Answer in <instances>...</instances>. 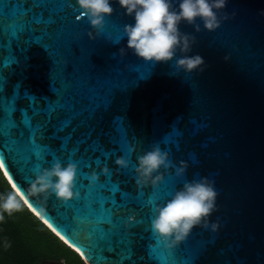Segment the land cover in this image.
Returning <instances> with one entry per match:
<instances>
[{
  "label": "water",
  "instance_id": "95a60500",
  "mask_svg": "<svg viewBox=\"0 0 264 264\" xmlns=\"http://www.w3.org/2000/svg\"><path fill=\"white\" fill-rule=\"evenodd\" d=\"M12 2L0 0V29L17 11L9 7L6 18L5 5ZM36 2L58 11L54 6L61 0ZM63 3L70 6L69 19L51 42L54 61L45 49L48 44L44 48L25 42L31 44L23 45L19 51L21 63L6 74L7 83L0 95H13L19 85L22 93L44 106L54 101L57 94L58 99L55 105L49 104V110L61 102L67 103L71 97L77 104V120L65 131H59L58 121L53 120L45 141L51 145V152L44 160L17 162L0 150V169L11 187L25 196L28 209L55 236L60 239L45 220L65 235L68 243L60 240L85 264L104 259L94 256L90 245L94 247L97 241L112 235L101 227L109 222L106 201L115 207V201L107 195L109 191L116 194L112 180L122 182L126 190H146L149 194L155 191L161 195L158 201L139 197L143 211L137 214L134 209L125 210L113 224L123 233L124 223H131L130 216L135 215L140 226L134 220L129 230L138 235L150 234L144 238L151 239L161 250L157 261L136 258V264H192L193 260L195 264H264V0H228L225 8L217 12L220 27L213 32L205 30L199 20V31L186 22L179 25L182 34L195 39L188 54L204 59L203 71L191 74L177 71L176 60L182 55L179 50L167 63H146L130 51L121 57L120 49L127 45L124 26L134 21L115 0L111 16L105 17L104 28L95 39L89 38L94 30L87 17L81 15L75 20L82 14L76 0ZM174 7H178L177 0ZM40 39L43 37L37 42ZM74 40L72 53L68 54ZM65 58L70 62L65 74L72 73L67 82L60 66ZM133 73H139L142 79L130 80ZM112 90L110 105L93 116L94 108L106 103ZM17 104L25 108L28 101L21 96ZM120 123L126 125L127 139H121L119 150L106 154L89 149L99 142L111 150L114 128ZM3 130L0 122V132ZM53 136H71L72 144L81 148L80 154L75 148L69 149L67 140L60 148L59 140ZM157 146L167 154L168 166L153 173L154 177H161L156 185L138 186V158ZM121 157L127 167L117 166L116 160ZM56 160L64 166H77L73 191L78 197L68 202L52 193H30L29 185L36 173L51 168ZM182 162L187 168L178 175ZM93 173L95 181L91 180ZM202 177L214 181L216 210L208 219L218 223L219 228L213 232L196 227L169 251L152 232L154 210L166 204L185 183ZM101 181L105 182L104 187ZM133 239H137V256L143 255V241L138 236Z\"/></svg>",
  "mask_w": 264,
  "mask_h": 264
},
{
  "label": "clouds",
  "instance_id": "9594fccd",
  "mask_svg": "<svg viewBox=\"0 0 264 264\" xmlns=\"http://www.w3.org/2000/svg\"><path fill=\"white\" fill-rule=\"evenodd\" d=\"M113 0H76L82 10V15L94 30L89 33L90 39H95L105 25V17L111 16ZM124 10V14L133 19L134 23L124 26L123 34L127 38L126 49H120V56L126 51L132 52L138 59L146 63H167L172 61L177 50L182 53L176 60L177 71L191 74L197 70L203 71L204 59L200 55H189L194 37L182 34L179 25L186 22L195 25L196 21L203 23L205 30L213 32L220 27V18L217 12L225 8L228 0H177L178 7H174V0H115ZM264 14V11H261ZM227 19V17H225ZM227 59V57H225ZM168 156L161 152L159 147L146 152L138 158L136 183L145 186L151 183L156 185L160 176H153L162 166H168ZM119 167H127L125 159L118 158ZM187 168L183 164L177 169L181 175ZM105 173L107 169L103 170ZM77 175V166L69 163L67 166L56 160L51 168L38 171L29 188L31 195L54 194L57 199L68 202L78 197L73 191ZM97 179L95 173L91 180ZM27 192V191H26ZM28 196L29 193L27 192ZM216 197L214 181L202 177L197 181L184 184L183 188L163 206L155 208L151 229L158 240L163 241L165 247L171 251L182 243L196 227L210 229L215 232L219 228L216 222H210L209 217L216 210ZM30 198V197H29ZM25 196L12 186L6 194H0V223L5 215L22 210L26 204Z\"/></svg>",
  "mask_w": 264,
  "mask_h": 264
},
{
  "label": "snow or ice",
  "instance_id": "6c2138e0",
  "mask_svg": "<svg viewBox=\"0 0 264 264\" xmlns=\"http://www.w3.org/2000/svg\"><path fill=\"white\" fill-rule=\"evenodd\" d=\"M9 7L17 11L13 12L11 19H6L4 27L0 29V53H7L6 56L0 55V92L4 91L5 84L7 83L6 74L21 63L18 53L23 50V45L34 42L44 47L45 44H48L49 47L44 48L48 50V54L53 60V50L50 45L59 29L67 26L70 6L64 4L63 0H61L60 3L54 6L58 11H52L49 7L37 3L36 0H13L11 5H5L6 18ZM81 15L75 16V20L78 21ZM41 37L43 39L37 42L38 38ZM28 41H31V43H25ZM74 43H76L75 40L69 46L67 50L68 54L72 53V45ZM69 64L70 62H68L67 58L60 62L65 82L68 81V78L72 74H65V69ZM129 79L137 80L142 79V77L139 73H133ZM60 86L58 81L56 88L59 89ZM113 90L108 95L106 103H101L99 107L94 108L92 112L93 116L104 109L105 105H110ZM21 96L26 97V101H28L25 108L18 107L17 101ZM57 99L56 94L54 101L40 106L34 97L22 93L19 85H17V91L13 95H0V122L4 125V130L0 132V150L6 152L9 157L17 162L28 159L34 160L36 158L44 160L47 154L51 152V145L45 143V141L49 138V129L53 120L58 121L57 127L59 131H65L77 120L75 115L78 111L77 104L72 102L71 97L68 98L67 103L61 102L59 106L52 107L49 110V104L55 105ZM4 105H7V107ZM38 117H43V119H38ZM114 132L115 139L112 141L113 147L111 150L99 142L93 144L95 146L94 149L93 145L89 149H92L96 153L105 152L106 154L109 151L119 150L121 139H127L126 125L122 123L118 124L114 128ZM52 138L59 140L58 146L60 148L65 146V140H67L69 149L75 148L76 153L80 154L81 148L72 144L71 136L63 139L57 136H53ZM77 143L83 145L81 141ZM83 158L87 159L86 156ZM100 183L101 187H104L105 182L101 181ZM112 184L116 187V194L113 196L109 191L107 195L111 197L112 201H115V207L112 206L111 201H106L105 209L109 212V222L101 225L105 233L111 232L112 235L100 239L94 247L90 245V250L93 251L94 256L99 255L104 257L103 260H98L96 264H136V258L145 260L147 257H150L151 261H157L160 259L161 250L157 248L156 243L151 239L144 238L145 235L150 236V234L144 233L138 235L129 230L134 220L136 226H140V221L136 220L135 215L130 216L132 218L131 223H129V220L124 223L123 227L125 231L123 233L118 231V227H113V224L125 210L134 209L137 214L143 211V206L139 203V197H144L150 201H158L161 195L155 191L149 194L146 190H126L122 182H115L114 180H112ZM45 223L56 232L61 240L68 243L65 235H62L55 225L49 223L47 220H45ZM126 224L128 225L127 228H125ZM82 231L84 230L82 229ZM134 236H138V239L144 243L143 255L137 256V239H133ZM192 264H195L194 260Z\"/></svg>",
  "mask_w": 264,
  "mask_h": 264
},
{
  "label": "trees",
  "instance_id": "16d2710c",
  "mask_svg": "<svg viewBox=\"0 0 264 264\" xmlns=\"http://www.w3.org/2000/svg\"><path fill=\"white\" fill-rule=\"evenodd\" d=\"M12 190L0 169V194ZM0 264H85L82 258L55 236L29 209L0 223Z\"/></svg>",
  "mask_w": 264,
  "mask_h": 264
}]
</instances>
